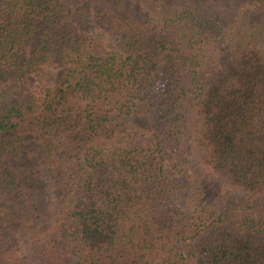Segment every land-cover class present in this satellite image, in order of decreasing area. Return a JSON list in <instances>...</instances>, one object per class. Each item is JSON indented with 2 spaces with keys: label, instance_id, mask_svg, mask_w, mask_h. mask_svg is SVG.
<instances>
[{
  "label": "trees",
  "instance_id": "16d2710c",
  "mask_svg": "<svg viewBox=\"0 0 264 264\" xmlns=\"http://www.w3.org/2000/svg\"><path fill=\"white\" fill-rule=\"evenodd\" d=\"M78 1L0 6V264H264V0Z\"/></svg>",
  "mask_w": 264,
  "mask_h": 264
},
{
  "label": "rangeland",
  "instance_id": "374dc122",
  "mask_svg": "<svg viewBox=\"0 0 264 264\" xmlns=\"http://www.w3.org/2000/svg\"><path fill=\"white\" fill-rule=\"evenodd\" d=\"M87 1L90 2L93 6H100L104 8H110L113 6V3L107 0L105 1L104 0H87ZM2 2L3 0H0V6ZM198 2L200 3V1ZM61 3L65 7L73 8L77 6L80 2L78 0H61ZM124 3H125L127 10L136 18L145 16L144 9L138 6L137 1L125 0ZM163 22L161 25H163ZM92 35L93 36H103L110 42V44L113 47L116 46V43H117L116 35H114L112 31L106 30L104 28H96L94 29ZM60 73H61V69L58 67L39 68L33 73L21 79L16 80L14 84L19 83V82H24L27 84V87L29 88H33L37 86L38 84H45L47 86H51L52 84H54L55 80H57Z\"/></svg>",
  "mask_w": 264,
  "mask_h": 264
}]
</instances>
